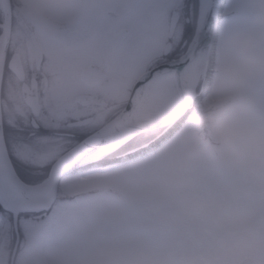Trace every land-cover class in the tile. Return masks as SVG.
Instances as JSON below:
<instances>
[{"label": "rangeland", "instance_id": "rangeland-1", "mask_svg": "<svg viewBox=\"0 0 264 264\" xmlns=\"http://www.w3.org/2000/svg\"><path fill=\"white\" fill-rule=\"evenodd\" d=\"M221 6L199 80L205 92L190 117L208 121L187 123L137 163L102 161L89 176L63 177L47 211L18 217L13 264H264V0ZM4 140L15 167L27 168L18 170L25 181L63 148ZM9 211L0 192V264H10L16 238Z\"/></svg>", "mask_w": 264, "mask_h": 264}, {"label": "flooded vegetation", "instance_id": "flooded-vegetation-1", "mask_svg": "<svg viewBox=\"0 0 264 264\" xmlns=\"http://www.w3.org/2000/svg\"><path fill=\"white\" fill-rule=\"evenodd\" d=\"M171 2L164 8V0H0L4 137L24 146H63L59 157L117 118L142 76L189 47L201 1L183 0L182 7ZM164 77L165 88L177 90L173 73L146 81L130 122L141 112L152 82ZM195 90L191 107L175 123L135 134L108 157L73 173L86 177L102 161L113 168L156 154L189 123L195 101L205 92L199 84ZM201 117L208 121L205 113ZM139 135L144 137L134 139Z\"/></svg>", "mask_w": 264, "mask_h": 264}, {"label": "water", "instance_id": "water-1", "mask_svg": "<svg viewBox=\"0 0 264 264\" xmlns=\"http://www.w3.org/2000/svg\"><path fill=\"white\" fill-rule=\"evenodd\" d=\"M222 2L223 0H209L202 18L200 12L195 34L185 54L173 62L166 63L150 70L142 76L135 85L133 97L117 118L106 124V126L104 125V127L95 134L86 139L84 138L82 142L75 145V147L55 160L49 168L50 170L44 182V187H40V185L36 187L29 185L18 175L4 140L0 114V192H2L8 204V200L14 202L13 206L10 204L9 206L10 212L15 216L16 229V218L18 213L47 211L57 197L62 178L82 165L91 162V160L87 158L99 148L124 134V138L128 139L138 133H146L150 130L167 127L175 123L176 120H179L185 114L197 94L195 89H197L199 79L192 78L188 84H185L182 78L183 69L188 66L193 59L203 55L205 59L204 72L206 71L217 27V16H219ZM176 15L177 14L172 18V30L175 27L176 20L174 18H176ZM168 73L174 74L175 87L178 93V100L173 109L163 116H158L142 123L130 122L132 114L137 109V102H139L145 82L151 78H156ZM16 246L17 244L13 250L12 260L15 255ZM240 262V264H255L252 258H244Z\"/></svg>", "mask_w": 264, "mask_h": 264}, {"label": "bare ground", "instance_id": "bare-ground-1", "mask_svg": "<svg viewBox=\"0 0 264 264\" xmlns=\"http://www.w3.org/2000/svg\"><path fill=\"white\" fill-rule=\"evenodd\" d=\"M208 2L209 0H201V18L204 16ZM204 62V56L201 55L193 59V61L183 69L182 78L185 84H188L191 81L190 79L192 78H200V75H202L204 72ZM165 80V77L157 78L152 82L151 86L149 87V91H147L148 93L146 95V98L144 99V102H142V110L134 118V123H142L151 118L153 119L158 116H163L170 112L171 109H173L178 100V94L174 88H171L170 90L165 88ZM124 137L125 134L108 142L107 144L99 148L96 152L91 154L87 159L94 160L100 157V155L112 151L119 146L118 144L121 143ZM44 185L45 183L40 185V187H44ZM8 202L11 206H13V201L8 200Z\"/></svg>", "mask_w": 264, "mask_h": 264}, {"label": "trees", "instance_id": "trees-1", "mask_svg": "<svg viewBox=\"0 0 264 264\" xmlns=\"http://www.w3.org/2000/svg\"><path fill=\"white\" fill-rule=\"evenodd\" d=\"M21 168H22V170H21ZM17 170H20V172L21 171L24 172V170L27 171L25 167H22L20 165H18ZM29 175H30V178L28 180H26V182L36 183V182H38L40 180H43L46 177L47 172L38 173V172L31 171Z\"/></svg>", "mask_w": 264, "mask_h": 264}]
</instances>
